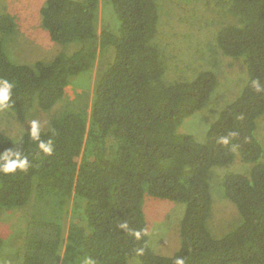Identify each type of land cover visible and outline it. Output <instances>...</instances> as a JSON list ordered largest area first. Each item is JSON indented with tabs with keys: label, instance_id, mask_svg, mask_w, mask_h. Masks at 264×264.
<instances>
[{
	"label": "trees",
	"instance_id": "obj_1",
	"mask_svg": "<svg viewBox=\"0 0 264 264\" xmlns=\"http://www.w3.org/2000/svg\"><path fill=\"white\" fill-rule=\"evenodd\" d=\"M109 1L118 28L103 26L97 33L99 0H45L41 22L50 38L80 42L76 51L49 61L13 63L0 37V79L13 85L4 109L16 114L53 107L65 98L73 76L88 75L97 53L113 49L112 61L98 70L90 104L78 94L40 130L39 140L31 129L17 139L0 134V157L19 151L30 161L26 170L0 171V213L25 206L28 211L17 264H67L74 256L91 264H127L134 256L138 264H174L176 257L185 264H264V160L255 134L264 119V0H205L230 17L214 31L215 46L206 42L210 52L239 59L246 71L238 92L216 108L202 141L177 128L217 92L216 63L197 69L192 79L166 82V55L154 40L162 21L157 2ZM190 10L195 18L197 10ZM12 29L0 14V33ZM40 141L51 142V155ZM237 156L251 164L248 173L226 171L220 187L240 219L214 237L206 226L213 167H229ZM145 196L184 204L179 247L169 256L147 245ZM79 203L84 225L74 217Z\"/></svg>",
	"mask_w": 264,
	"mask_h": 264
},
{
	"label": "rangeland",
	"instance_id": "obj_2",
	"mask_svg": "<svg viewBox=\"0 0 264 264\" xmlns=\"http://www.w3.org/2000/svg\"><path fill=\"white\" fill-rule=\"evenodd\" d=\"M162 14V21L155 34V39L166 55L167 71L164 72L166 82L192 79L199 68H213L216 63L215 74L218 78V90L213 94L208 106L195 111L186 117L177 128L178 133H189L202 141L206 130L217 115L219 106L234 96L245 78V66L239 59L215 55L210 52L208 43L213 46L215 30L230 21L227 14L217 11L213 2L205 0H155ZM45 0H0V14L9 17L13 29L9 33H0L3 49L8 59L16 64H31L36 60L49 61L58 53L70 54L80 47V42L58 43L53 41L47 29L42 25L40 8ZM189 4H188V3ZM190 8L196 9L195 18L191 17ZM99 18L97 33L104 26L115 32L119 19L109 0H99ZM227 16V17H225ZM229 17V18H228ZM197 19V20H196ZM205 21H209L206 28ZM202 25V29L199 27ZM206 28V29H205ZM215 31V32H214ZM197 37V38H196ZM98 52L92 68L73 76L72 84L65 87V98L58 101L48 110L34 106L24 114H16L0 108V134L11 139H17L21 134L31 129L33 121L37 122L40 130L46 128L51 118L63 110L77 95L83 93L85 103L90 104L93 88L99 69L106 67L112 61L113 49L104 47L103 53ZM102 56V57H101ZM214 57L218 61H212ZM109 61V62H108ZM232 64V65H230ZM217 108V109H216ZM256 137L263 147L261 160H264V119L259 121L255 130ZM251 164L242 161L238 156L229 167H213L215 173L210 180L211 212L206 220V226L214 237L234 227L240 217L236 206L225 197L220 187V180L226 171L248 173ZM30 205L27 207L29 208ZM63 211L65 223L71 218V204ZM143 215L147 230V245L155 253L169 256L179 247L178 226L184 212V204L169 199L145 196L143 200ZM30 216V215H29ZM26 206L22 208L3 210L0 213V264H17L21 261V254H16L19 245L23 244L24 231L28 222ZM75 220L84 225V217L79 203V210L75 213ZM67 264H86V260L79 256ZM127 264H138L136 256L128 259Z\"/></svg>",
	"mask_w": 264,
	"mask_h": 264
},
{
	"label": "clouds",
	"instance_id": "obj_3",
	"mask_svg": "<svg viewBox=\"0 0 264 264\" xmlns=\"http://www.w3.org/2000/svg\"><path fill=\"white\" fill-rule=\"evenodd\" d=\"M253 86L260 90L258 82L253 81ZM12 83L6 79H0V108H6L9 106V100L11 96ZM31 136L34 140H39L40 126L37 122L33 121L31 124ZM221 142L227 144L228 139L226 137L221 138ZM39 148L48 155L53 152L51 142H39ZM30 166V161L27 156L19 151H6L2 157H0V171L4 173H14L19 170H26ZM124 227V225H122ZM138 235V234H137ZM86 264H91V261H86ZM174 264H185L183 257H176Z\"/></svg>",
	"mask_w": 264,
	"mask_h": 264
}]
</instances>
